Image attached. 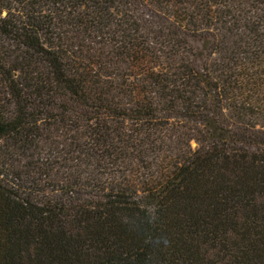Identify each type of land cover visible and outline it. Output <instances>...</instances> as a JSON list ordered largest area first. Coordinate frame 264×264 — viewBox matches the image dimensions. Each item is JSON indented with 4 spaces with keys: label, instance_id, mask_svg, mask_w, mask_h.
Listing matches in <instances>:
<instances>
[{
    "label": "trees",
    "instance_id": "16d2710c",
    "mask_svg": "<svg viewBox=\"0 0 264 264\" xmlns=\"http://www.w3.org/2000/svg\"><path fill=\"white\" fill-rule=\"evenodd\" d=\"M0 264H264V0H0Z\"/></svg>",
    "mask_w": 264,
    "mask_h": 264
},
{
    "label": "rangeland",
    "instance_id": "374dc122",
    "mask_svg": "<svg viewBox=\"0 0 264 264\" xmlns=\"http://www.w3.org/2000/svg\"><path fill=\"white\" fill-rule=\"evenodd\" d=\"M192 145H194V143Z\"/></svg>",
    "mask_w": 264,
    "mask_h": 264
}]
</instances>
